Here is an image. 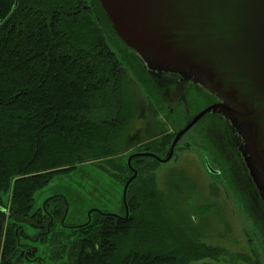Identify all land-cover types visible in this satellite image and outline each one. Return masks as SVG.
<instances>
[{
	"label": "trees",
	"instance_id": "16d2710c",
	"mask_svg": "<svg viewBox=\"0 0 264 264\" xmlns=\"http://www.w3.org/2000/svg\"><path fill=\"white\" fill-rule=\"evenodd\" d=\"M130 73L149 110L163 111L156 77L119 38L99 0H0V264H264L262 247L253 246L252 261L208 244L189 217L191 197L180 201L160 188L159 158L170 152L174 133L128 146ZM185 94L188 106L168 114L175 131L216 99L192 83ZM224 122L207 114L198 135L226 132ZM219 160L225 174L232 171ZM89 163L123 189L131 180L121 215L94 209L83 223L69 224L64 195L33 210L36 192L55 176ZM234 164L253 188L242 158Z\"/></svg>",
	"mask_w": 264,
	"mask_h": 264
},
{
	"label": "water",
	"instance_id": "95a60500",
	"mask_svg": "<svg viewBox=\"0 0 264 264\" xmlns=\"http://www.w3.org/2000/svg\"><path fill=\"white\" fill-rule=\"evenodd\" d=\"M99 2L119 38L148 67L183 75L221 100L197 113L176 135L168 158L159 160L169 161L190 129L219 112L248 126L252 155L245 162L264 199V0ZM206 167L217 173L208 161Z\"/></svg>",
	"mask_w": 264,
	"mask_h": 264
},
{
	"label": "rangeland",
	"instance_id": "374dc122",
	"mask_svg": "<svg viewBox=\"0 0 264 264\" xmlns=\"http://www.w3.org/2000/svg\"><path fill=\"white\" fill-rule=\"evenodd\" d=\"M138 57L140 58L139 55ZM145 66L151 76L156 77L154 81L158 85L159 96L163 102V104H157L163 106L164 110L162 111L160 107L159 112L154 109V112L149 110L147 106L148 95L130 73L133 78L132 92L135 103V118L128 131L129 147H135L146 140L156 139L166 132L177 135L183 128L175 131L170 124L168 114L173 113L181 102L184 103L185 108L188 106L185 94L186 85L192 82L193 85L207 90L204 85L191 81L183 75L150 68L146 64ZM166 73L179 75L187 80L180 84L173 78L170 80L166 76L163 77ZM213 102V100L206 102L202 108L211 105ZM197 111H193L185 126L196 115L195 112ZM208 114L223 117L219 112ZM236 124L238 125L237 128L234 125L232 127L240 139L237 138L234 141V137L228 135L226 140L228 143L223 144L222 131L208 132L205 134L204 140L198 135L197 123L179 140L173 157L169 161L161 163L157 177L160 188L168 194H178L180 201L191 197L193 208L189 217L194 220V223L204 228L207 235L205 241L208 244L224 247L230 253H239L255 261L256 257L252 253L253 246L255 245L258 250L259 247L264 249V234L258 227V224L264 222V199L261 188L255 184L253 179V188L250 183H246L242 178L244 174L241 168L234 164L243 155L250 156L251 154L248 148V143H250L247 132L248 126L242 124L240 127L239 123ZM226 132H230V130L227 129ZM243 135L246 137V143L242 140ZM238 136L236 135V137ZM207 142L210 147L214 148V151L220 153H218V157L216 152L207 147ZM169 153L160 159L168 158ZM219 158L227 161L232 171L225 174L218 164ZM206 161L217 173H211L207 169ZM247 170L250 173L249 168ZM123 193L122 185L107 169L102 168L101 165L83 164L68 174L55 176L44 188L36 192L33 210L38 209L46 199L52 196L64 195L70 204L66 222L79 224L83 223L94 209L121 215L123 213ZM41 248L43 247L41 246ZM63 260L48 259L44 264H63ZM239 264L253 263L242 261Z\"/></svg>",
	"mask_w": 264,
	"mask_h": 264
},
{
	"label": "flooded vegetation",
	"instance_id": "af4514ba",
	"mask_svg": "<svg viewBox=\"0 0 264 264\" xmlns=\"http://www.w3.org/2000/svg\"><path fill=\"white\" fill-rule=\"evenodd\" d=\"M167 77V78H169L170 80H172V78H173V80L174 81H176L177 83H180V84H182V82L184 81V80H187L186 78L184 79V77H181V76H179V75H175V74H164V76L163 77ZM176 76V77H175ZM176 78V79H175ZM191 81H194V80H191ZM192 83V82H191ZM208 90V89H207ZM212 95H213V93L210 91V90H208ZM216 99L214 100V102L212 103V104H214V103H218L220 100L217 98V96L214 94L213 95ZM211 104V105H212ZM218 118L219 119H222L223 121H225L224 122V124H225V128L226 129H229L230 130V132H223V136H224V138H223V141H224V143L223 144H225L227 141V136L229 135H231L232 137H234V141L238 138V140L240 139V137L238 136V134H236L235 133V129H233V127H232V125H234V127H236L237 126V124L233 121V120H231L230 118H228V117H226V116H224L223 115V117H221V116H218ZM202 120V119H201ZM200 120V121H201ZM199 121V122H200ZM198 122V123H199ZM243 124V123H242ZM237 128V127H236ZM235 133V134H234ZM239 133V132H238ZM240 134H243L242 132H240ZM236 135L238 136V137H236ZM237 140V141H238ZM242 140H243V142H245L246 141V137L243 135V137H242ZM228 143V142H227ZM246 143V142H245ZM244 147V146H243ZM238 149H239V147H238ZM242 161H243V163H244V166L248 169V167H247V165H246V162H245V156L243 155L242 156ZM250 174V173H249Z\"/></svg>",
	"mask_w": 264,
	"mask_h": 264
}]
</instances>
